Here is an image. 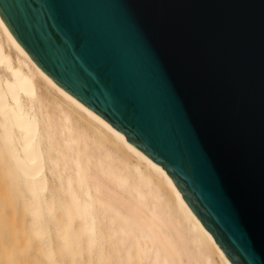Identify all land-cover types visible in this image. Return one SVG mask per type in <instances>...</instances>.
<instances>
[{
	"label": "water",
	"instance_id": "1",
	"mask_svg": "<svg viewBox=\"0 0 264 264\" xmlns=\"http://www.w3.org/2000/svg\"><path fill=\"white\" fill-rule=\"evenodd\" d=\"M0 17L168 172L232 264H264V0H0Z\"/></svg>",
	"mask_w": 264,
	"mask_h": 264
},
{
	"label": "bare ground",
	"instance_id": "2",
	"mask_svg": "<svg viewBox=\"0 0 264 264\" xmlns=\"http://www.w3.org/2000/svg\"><path fill=\"white\" fill-rule=\"evenodd\" d=\"M0 32V264H39V250L55 264L56 247L103 264H232L168 172Z\"/></svg>",
	"mask_w": 264,
	"mask_h": 264
},
{
	"label": "rangeland",
	"instance_id": "3",
	"mask_svg": "<svg viewBox=\"0 0 264 264\" xmlns=\"http://www.w3.org/2000/svg\"><path fill=\"white\" fill-rule=\"evenodd\" d=\"M0 37L3 39V36H2V33L0 32ZM4 41V39H3ZM12 55L14 57L17 56V53L14 51V49H12ZM57 247L55 248V253L57 254L54 259L55 261L58 263V264H62L63 263V260L67 257H69L67 259V261L64 260V264H103V257L102 255H99L97 253H93L92 255L88 254L86 251H78V252H71V254L68 256L66 255L65 253H59L58 250H56ZM40 250H39V254H38V258H37V261L39 264H46V260H45V256L41 255L40 254ZM64 255V256H62ZM44 257V258H43ZM64 257V258H62ZM92 257V258H90ZM86 258V259H85ZM63 259V260H62ZM88 259V260H87ZM61 262L59 263L58 261ZM98 260V261H97ZM86 261V262H85ZM88 261V262H87ZM55 262V264H56Z\"/></svg>",
	"mask_w": 264,
	"mask_h": 264
},
{
	"label": "snow or ice",
	"instance_id": "4",
	"mask_svg": "<svg viewBox=\"0 0 264 264\" xmlns=\"http://www.w3.org/2000/svg\"><path fill=\"white\" fill-rule=\"evenodd\" d=\"M4 23H5V21L0 19V25H3Z\"/></svg>",
	"mask_w": 264,
	"mask_h": 264
}]
</instances>
